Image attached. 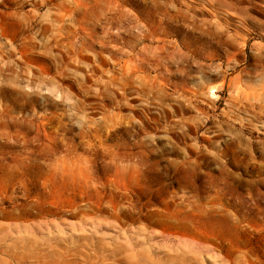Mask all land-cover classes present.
I'll list each match as a JSON object with an SVG mask.
<instances>
[{"label": "rangeland", "instance_id": "obj_1", "mask_svg": "<svg viewBox=\"0 0 264 264\" xmlns=\"http://www.w3.org/2000/svg\"><path fill=\"white\" fill-rule=\"evenodd\" d=\"M0 264H264V0H0Z\"/></svg>", "mask_w": 264, "mask_h": 264}]
</instances>
